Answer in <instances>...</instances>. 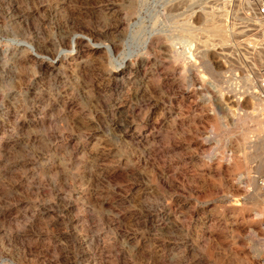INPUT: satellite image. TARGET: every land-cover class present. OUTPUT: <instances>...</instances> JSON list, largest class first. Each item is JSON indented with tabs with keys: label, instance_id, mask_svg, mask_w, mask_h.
<instances>
[{
	"label": "rangeland",
	"instance_id": "rangeland-1",
	"mask_svg": "<svg viewBox=\"0 0 264 264\" xmlns=\"http://www.w3.org/2000/svg\"><path fill=\"white\" fill-rule=\"evenodd\" d=\"M243 2L0 0V264H264Z\"/></svg>",
	"mask_w": 264,
	"mask_h": 264
},
{
	"label": "built area",
	"instance_id": "built-area-1",
	"mask_svg": "<svg viewBox=\"0 0 264 264\" xmlns=\"http://www.w3.org/2000/svg\"><path fill=\"white\" fill-rule=\"evenodd\" d=\"M244 4L247 5L244 17L248 21L244 27L248 25L245 29L249 35L245 40H239L236 43L251 54L250 59L252 61L247 60V64L253 70L252 75L245 73V77L247 76V79L252 81L251 95L264 100V64L258 68L251 67L255 56L258 53H264V0H247V3ZM241 99L242 96L238 97L237 100L240 101Z\"/></svg>",
	"mask_w": 264,
	"mask_h": 264
}]
</instances>
